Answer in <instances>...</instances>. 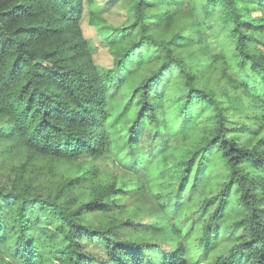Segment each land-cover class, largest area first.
Returning <instances> with one entry per match:
<instances>
[{"label":"trees","instance_id":"trees-1","mask_svg":"<svg viewBox=\"0 0 264 264\" xmlns=\"http://www.w3.org/2000/svg\"><path fill=\"white\" fill-rule=\"evenodd\" d=\"M96 4L0 0L1 264H264V0Z\"/></svg>","mask_w":264,"mask_h":264},{"label":"rangeland","instance_id":"rangeland-1","mask_svg":"<svg viewBox=\"0 0 264 264\" xmlns=\"http://www.w3.org/2000/svg\"><path fill=\"white\" fill-rule=\"evenodd\" d=\"M127 0H97L96 7L99 9L100 14L106 19V21L113 25H119L127 19V13L125 11V3ZM82 26L85 36L92 40L96 46L95 60L96 63L104 68H111L113 66V52L109 46L103 40L102 35L97 28L89 22V11L86 9L82 20ZM135 77V75L133 76ZM137 80V76L134 78ZM233 105L235 110L239 109V99L235 97L233 99ZM247 135H244V139H247ZM1 253V252H0ZM1 264V261H0Z\"/></svg>","mask_w":264,"mask_h":264}]
</instances>
